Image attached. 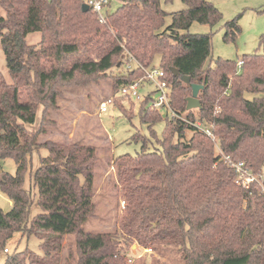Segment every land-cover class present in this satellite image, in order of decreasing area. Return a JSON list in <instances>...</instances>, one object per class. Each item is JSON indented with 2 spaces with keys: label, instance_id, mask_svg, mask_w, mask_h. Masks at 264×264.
Listing matches in <instances>:
<instances>
[{
  "label": "trees",
  "instance_id": "1",
  "mask_svg": "<svg viewBox=\"0 0 264 264\" xmlns=\"http://www.w3.org/2000/svg\"><path fill=\"white\" fill-rule=\"evenodd\" d=\"M160 2L124 0L101 23L91 8L82 11L86 0H0V46L9 77L0 73V166L5 159L16 165L13 175L0 170V192L11 202L8 212L0 210L3 264H61L66 236H73L68 256L75 264H145L128 255L134 244L141 250L150 244L159 256L171 248L181 264H264V197L255 183L237 186L223 160L243 162L253 174L264 171V55L244 56L239 69L229 60L211 67L210 35L187 32L193 23L220 20L211 0H181L186 9L171 14L163 31L167 14ZM226 28V38L234 37L235 21ZM34 33L40 38L30 45L26 39ZM156 56L176 116L145 108L150 98L141 102L140 122L159 148L146 151L148 140L132 137L142 142L141 151L113 159L118 195L126 203L117 230L86 231L96 211L97 151L40 138L55 127L50 113L58 110L63 88L108 78L114 89L127 85L143 77ZM130 58L132 69L108 75ZM181 76L203 86L196 114L186 110L192 91ZM162 119L157 139L152 127ZM197 120L211 126L213 138L192 126ZM40 149L48 154L29 173L26 190L30 156ZM34 204L40 213L30 216ZM16 233L37 238L42 254H8L6 242Z\"/></svg>",
  "mask_w": 264,
  "mask_h": 264
},
{
  "label": "rangeland",
  "instance_id": "2",
  "mask_svg": "<svg viewBox=\"0 0 264 264\" xmlns=\"http://www.w3.org/2000/svg\"><path fill=\"white\" fill-rule=\"evenodd\" d=\"M122 1L124 0H110L102 14L115 11ZM211 2L221 14L220 20L214 25L193 23L187 31L189 34L210 35L211 55L208 63L211 67L214 66L216 60H229L237 63L246 55H264V0H211ZM160 6L167 14L164 18L162 31L171 24V14L186 9L181 0H172L169 3L161 0ZM232 21H235L237 31L234 37L226 38L228 32L226 24ZM39 38V34L34 33L30 34L26 41L30 45H36ZM159 64V56H156L152 67L158 68ZM124 70L125 67L114 68L108 75L114 77ZM0 73L9 80L1 46ZM118 89L119 87L113 88L111 78L100 80L86 87L63 88L62 96L58 99V110L50 113V119L55 122V127L49 128L47 135L40 138V142L46 140L60 144L77 142L95 147L97 151L94 181L96 211L95 217L84 225L86 231L94 233L116 232L118 219L126 205L125 199L118 195L113 159L126 154L134 156L141 151L142 142L132 139L135 134L148 140L146 151L159 148L148 126L140 122L138 113L141 101L121 96L117 92ZM153 92V87L146 85L140 90V96L143 98L146 97L147 93ZM152 95L155 99L156 94L153 93ZM110 98L114 104L108 106L106 113L99 114L100 105ZM246 98L251 99L252 96L247 94ZM149 104L150 102L144 105L145 108L149 107ZM123 110L130 113L128 115L130 119L125 117ZM192 112L197 113L196 109ZM159 114L162 117L164 115ZM165 124V120L162 119L153 125L152 130L157 139L162 137ZM34 127L35 125L32 126V128ZM47 154L45 149H40L30 156L28 171L24 179L26 190L31 187L29 173L39 166L40 159L46 157ZM0 170L13 175L16 172V165L12 159H5L1 163ZM122 202H124L123 206ZM10 208V200L0 192V210L8 212ZM38 213L40 210L34 204L30 210V216ZM64 239L61 264H75V261L68 256V248L72 246L73 236H66ZM5 246L9 251L8 254L24 249L38 255L42 254L39 240L34 236H21V234L16 233L6 242ZM128 252L129 256L134 253L136 257L144 259L145 264H156V259L159 260L160 264H181L178 254L171 248L170 251L166 250L159 256L153 250L144 252L138 245L134 244ZM6 256V253L0 251V264H3Z\"/></svg>",
  "mask_w": 264,
  "mask_h": 264
},
{
  "label": "built area",
  "instance_id": "3",
  "mask_svg": "<svg viewBox=\"0 0 264 264\" xmlns=\"http://www.w3.org/2000/svg\"><path fill=\"white\" fill-rule=\"evenodd\" d=\"M110 3V0H86V4L91 8L92 12L96 13L98 15L99 22H104V17L102 14L103 9L108 6ZM134 62L132 58L129 59V62L125 64V70H129L133 68V65L130 63ZM243 64L242 61H238L237 66L241 67ZM144 76L127 84L120 86L118 91L119 94L123 97L129 98V99H135L137 101H144L146 98H150V104L149 109L154 110L158 113L164 114L163 117L169 116H176L173 110L170 107V92H171V86L165 79V73L164 71L158 67H150L147 69H144L143 71ZM152 86L154 89V94H156V98L153 99V93H147L146 97L140 96V90L143 89L144 86ZM113 100L107 99L104 101L98 110L99 114L106 113L108 110V106L113 105ZM193 127H195L197 130L204 133L206 136L213 138L211 135V126H203V124L197 120L192 124ZM224 163L230 167L235 175L236 180L235 183L237 186H239L242 189H249L250 186L255 183L259 189L260 195L264 197V171L258 172L257 174H253L248 169L245 168V165L243 162H234L229 157H223ZM124 205V202H122V206ZM143 251H152L151 245L148 244L143 248ZM6 252V250H5ZM146 252V253H147ZM132 260L129 259V262Z\"/></svg>",
  "mask_w": 264,
  "mask_h": 264
},
{
  "label": "water",
  "instance_id": "4",
  "mask_svg": "<svg viewBox=\"0 0 264 264\" xmlns=\"http://www.w3.org/2000/svg\"><path fill=\"white\" fill-rule=\"evenodd\" d=\"M89 6L87 4L82 5V11H88ZM171 73L174 77L178 75V71L174 68L171 69ZM180 80L185 85H190L191 96L186 99V110H195L200 108V101L198 99V93L203 89V86L191 83L190 77L181 76Z\"/></svg>",
  "mask_w": 264,
  "mask_h": 264
}]
</instances>
